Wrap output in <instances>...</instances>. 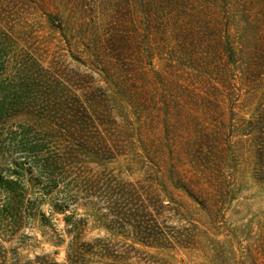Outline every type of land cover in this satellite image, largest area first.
Returning a JSON list of instances; mask_svg holds the SVG:
<instances>
[{"label":"rangeland","instance_id":"1","mask_svg":"<svg viewBox=\"0 0 264 264\" xmlns=\"http://www.w3.org/2000/svg\"><path fill=\"white\" fill-rule=\"evenodd\" d=\"M0 264H264V0H0Z\"/></svg>","mask_w":264,"mask_h":264},{"label":"trees","instance_id":"2","mask_svg":"<svg viewBox=\"0 0 264 264\" xmlns=\"http://www.w3.org/2000/svg\"><path fill=\"white\" fill-rule=\"evenodd\" d=\"M3 184H4V188L7 190V191H9V188H10V185H11V181L9 180V179H7V180H5L4 182H3Z\"/></svg>","mask_w":264,"mask_h":264}]
</instances>
